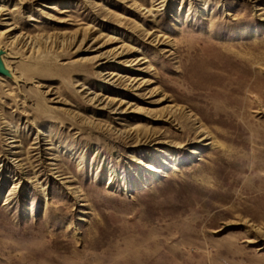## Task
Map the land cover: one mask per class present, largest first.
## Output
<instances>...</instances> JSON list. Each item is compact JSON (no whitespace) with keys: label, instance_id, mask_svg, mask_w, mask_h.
<instances>
[{"label":"rangeland","instance_id":"rangeland-1","mask_svg":"<svg viewBox=\"0 0 264 264\" xmlns=\"http://www.w3.org/2000/svg\"><path fill=\"white\" fill-rule=\"evenodd\" d=\"M0 5V264H264V0Z\"/></svg>","mask_w":264,"mask_h":264},{"label":"bare ground","instance_id":"bare-ground-1","mask_svg":"<svg viewBox=\"0 0 264 264\" xmlns=\"http://www.w3.org/2000/svg\"><path fill=\"white\" fill-rule=\"evenodd\" d=\"M6 11H8V10H6V6L5 5H0V15L1 16H5V15L10 16L11 12L9 11L8 13H6ZM4 20H7V25H9L10 28L8 30H6L5 32H0V36H2L4 33L12 32L13 29L15 28V27H13V24L8 23V20H10L9 17H5ZM158 39H159L158 36H155V39L152 40V42H158ZM119 49L121 50L122 47H120ZM119 49H116V51H115L116 52L115 58L118 57V55H120V53H121V52H118ZM6 55H8L7 51L4 48L0 49V61H1L0 74H2L4 76H7V77H10V78H13V79L16 80V77H14V75L8 69L6 63L4 62ZM102 59H103V61H102V63L100 65H103V66L107 65L108 61H109V58L105 57V58H102ZM141 61H142V58H137V59L132 61L131 65H138L139 63H141ZM105 74L107 75V77H105V79H107V81H111L115 77L118 76V73H115L114 71H108ZM119 76H118V78H119ZM139 79H140L139 77H131V78H129L128 80L131 81L129 83V85L132 86V88L135 87L136 90L140 89V87H142L146 82L145 81L139 82ZM113 81H114L113 83H115V80H113ZM194 120L196 121V119H194ZM196 123H197V121L194 122V124H196ZM195 135L200 137L199 140L201 142L205 141L206 144L211 146V147L216 145V140H215L214 136L212 135V133L209 130H207L206 128H204L202 125H196L195 126ZM193 152L198 153L199 151L194 149ZM149 168L153 169V166H149ZM174 169H176V168L174 167ZM154 170H155V168H154Z\"/></svg>","mask_w":264,"mask_h":264},{"label":"water","instance_id":"water-1","mask_svg":"<svg viewBox=\"0 0 264 264\" xmlns=\"http://www.w3.org/2000/svg\"><path fill=\"white\" fill-rule=\"evenodd\" d=\"M0 67H1V61H0Z\"/></svg>","mask_w":264,"mask_h":264}]
</instances>
